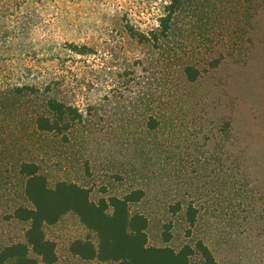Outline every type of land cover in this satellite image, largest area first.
Returning a JSON list of instances; mask_svg holds the SVG:
<instances>
[{"label":"rangeland","instance_id":"rangeland-1","mask_svg":"<svg viewBox=\"0 0 264 264\" xmlns=\"http://www.w3.org/2000/svg\"><path fill=\"white\" fill-rule=\"evenodd\" d=\"M167 3L0 0V248L25 241L13 212L30 205L27 161L93 201L141 189L129 210L147 218L148 245L201 239L218 264H264V0H181L162 35ZM49 98L82 114L66 136L36 126ZM43 229L51 264H117L70 252L96 241L73 212Z\"/></svg>","mask_w":264,"mask_h":264},{"label":"trees","instance_id":"trees-1","mask_svg":"<svg viewBox=\"0 0 264 264\" xmlns=\"http://www.w3.org/2000/svg\"><path fill=\"white\" fill-rule=\"evenodd\" d=\"M180 4L181 0H168L165 5L163 15L159 17L162 35L170 29L173 14ZM127 26L129 32L139 40L148 38L144 33L134 31L129 24ZM73 46L77 53L89 54L87 47ZM190 70L188 68V76L193 80L195 75ZM46 107L52 116L40 114L35 119L36 126L41 131L58 132L66 136L65 132L82 116L76 107L56 98L47 99ZM19 172L25 176L24 192L30 205L18 206L13 216L27 221L29 225L25 230V241L0 248V264L8 261L13 264L55 262V242L46 238L43 227L57 222L67 212H73L96 236V241L89 237L76 238L69 244L70 252L83 259L110 260L117 264H218L211 249L201 239H197L194 245L186 243L177 250L168 245H148L147 218L129 210V203L136 202L143 196L141 189L131 190L122 197H101L98 201H93L89 190L77 183L58 180L50 186L34 162H21ZM179 206L178 202L171 205V212L175 213ZM185 214L188 227L194 226L196 209L189 204ZM170 226V223L164 224V241H168L171 236ZM194 256L197 258L194 259Z\"/></svg>","mask_w":264,"mask_h":264}]
</instances>
